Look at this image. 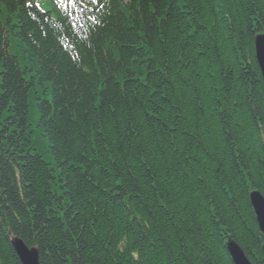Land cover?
<instances>
[{
  "label": "trees",
  "instance_id": "16d2710c",
  "mask_svg": "<svg viewBox=\"0 0 264 264\" xmlns=\"http://www.w3.org/2000/svg\"><path fill=\"white\" fill-rule=\"evenodd\" d=\"M95 1L0 0V264H264V0Z\"/></svg>",
  "mask_w": 264,
  "mask_h": 264
},
{
  "label": "water",
  "instance_id": "95a60500",
  "mask_svg": "<svg viewBox=\"0 0 264 264\" xmlns=\"http://www.w3.org/2000/svg\"><path fill=\"white\" fill-rule=\"evenodd\" d=\"M255 55L264 82V34L255 38ZM250 202L256 216V222L264 238V196L258 190L250 193ZM13 248L21 264H40L39 251L35 247H29L21 238L12 241ZM226 248L234 264H253L244 250L233 240L229 239ZM264 253V246H263Z\"/></svg>",
  "mask_w": 264,
  "mask_h": 264
},
{
  "label": "rangeland",
  "instance_id": "374dc122",
  "mask_svg": "<svg viewBox=\"0 0 264 264\" xmlns=\"http://www.w3.org/2000/svg\"><path fill=\"white\" fill-rule=\"evenodd\" d=\"M32 4L35 5H39L43 10L48 11L50 9V7L47 4V0H32L31 1ZM30 119H31V123L34 124L35 121L38 120V115L37 113H35V110L33 109V107H31V111H30ZM45 153V154H44ZM43 155L45 156V159L50 163L53 164L55 166V161L54 158L52 157L51 154H46V152H43Z\"/></svg>",
  "mask_w": 264,
  "mask_h": 264
},
{
  "label": "snow or ice",
  "instance_id": "6c2138e0",
  "mask_svg": "<svg viewBox=\"0 0 264 264\" xmlns=\"http://www.w3.org/2000/svg\"><path fill=\"white\" fill-rule=\"evenodd\" d=\"M73 2H74V0H73ZM93 2H95V0H93ZM31 6H32L31 4L28 5V7H31ZM37 7H39V5H37Z\"/></svg>",
  "mask_w": 264,
  "mask_h": 264
},
{
  "label": "bare ground",
  "instance_id": "6f19581e",
  "mask_svg": "<svg viewBox=\"0 0 264 264\" xmlns=\"http://www.w3.org/2000/svg\"><path fill=\"white\" fill-rule=\"evenodd\" d=\"M237 243V242H236ZM238 244V243H237ZM239 245V244H238ZM15 251V250H14ZM228 251V250H227ZM229 253V252H228ZM17 255V254H16ZM230 255V254H229ZM18 257V256H17ZM233 262V261H232ZM234 264V263H233Z\"/></svg>",
  "mask_w": 264,
  "mask_h": 264
}]
</instances>
